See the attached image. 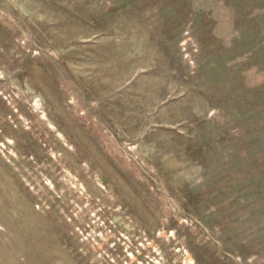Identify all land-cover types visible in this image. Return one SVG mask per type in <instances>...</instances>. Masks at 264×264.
I'll use <instances>...</instances> for the list:
<instances>
[{"label": "rangeland", "instance_id": "rangeland-1", "mask_svg": "<svg viewBox=\"0 0 264 264\" xmlns=\"http://www.w3.org/2000/svg\"><path fill=\"white\" fill-rule=\"evenodd\" d=\"M0 264H264V0H0Z\"/></svg>", "mask_w": 264, "mask_h": 264}]
</instances>
